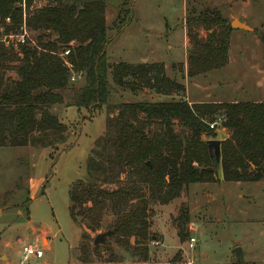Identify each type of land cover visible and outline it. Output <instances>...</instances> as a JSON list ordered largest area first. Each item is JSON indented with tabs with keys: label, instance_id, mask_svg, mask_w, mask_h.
Wrapping results in <instances>:
<instances>
[{
	"label": "trees",
	"instance_id": "1",
	"mask_svg": "<svg viewBox=\"0 0 264 264\" xmlns=\"http://www.w3.org/2000/svg\"><path fill=\"white\" fill-rule=\"evenodd\" d=\"M106 1L0 0V147L64 143L66 125L50 109L62 103L71 76L79 74L83 84L71 106L87 113L105 107L106 119L104 136L87 161V179L68 191L70 219L77 227L97 233L104 212H110L115 217L107 229L112 231L111 237L125 248L141 251L143 264H160L147 261V249L142 245L149 239V200L142 193L143 187L148 189L149 198L167 204L190 184L219 182V172L223 182L264 178V100L189 104L184 85L166 74L163 63H107ZM125 3L123 0L118 18L128 14L127 25L133 17ZM185 24L190 42L186 70L180 65L174 73L192 79L223 68L233 29L220 12L204 9L188 16ZM23 27L27 33H38L36 42L29 36L22 44L7 39ZM122 27L119 25L117 32ZM194 27L213 31L201 39ZM257 32L264 69V30ZM66 49L69 54L62 57ZM8 68L15 70L16 79L7 77ZM109 72L113 84L120 88L178 99L110 105ZM217 118L229 137L220 142L215 168L206 141L215 139L209 124ZM176 123L181 134L174 130ZM122 176H128L126 183ZM188 219L187 212L180 217V232ZM78 264L93 263L82 257ZM162 264L187 263L175 256ZM232 264L253 263L236 259Z\"/></svg>",
	"mask_w": 264,
	"mask_h": 264
},
{
	"label": "rangeland",
	"instance_id": "2",
	"mask_svg": "<svg viewBox=\"0 0 264 264\" xmlns=\"http://www.w3.org/2000/svg\"><path fill=\"white\" fill-rule=\"evenodd\" d=\"M122 2L106 1L110 39L107 63L158 60L167 67L170 77L180 65L185 72L190 49L185 19L204 9H215L230 25L237 19L251 30L242 31L239 37L231 32L229 64L223 68L192 79L175 72L174 79L187 87L188 94L186 91L184 96L190 100L209 99L208 86L222 79L234 84L217 88L223 99L249 100L264 93L262 46L257 32L264 30V0H126L124 6L132 9L133 17L127 25L128 14L118 18ZM119 25L123 27L117 32ZM194 30L201 39L213 31L203 27ZM37 35L34 31L27 33L34 42ZM6 75L10 80L17 78L13 68H8ZM107 79L110 105L178 99L148 90L120 88L113 84L110 72ZM245 80L259 81L262 88H258L256 96L251 95ZM82 84L83 77H76L63 93L62 103L50 109L66 125L64 143L0 147V264H19L21 248L27 244L42 249L43 256L31 257L25 264H78L82 257L93 264H143L141 251L121 246L112 234L103 244H93L95 235L108 231L114 222L110 212H104L97 233L77 227L70 219L68 191L73 184L87 179V161L104 136L106 119L105 107L87 113L71 106ZM174 130L182 133L177 123ZM122 181L126 183L128 176H122ZM142 193L149 200V239L142 243L148 262L167 263L177 256L187 264H232L236 260L232 251L238 247L242 260L264 264V178L256 182L193 183L167 204L149 198L146 187ZM185 212L189 219L180 232L179 220ZM85 233L89 238L83 237ZM191 237L195 242L189 248ZM253 256L255 260L250 261Z\"/></svg>",
	"mask_w": 264,
	"mask_h": 264
},
{
	"label": "crops",
	"instance_id": "3",
	"mask_svg": "<svg viewBox=\"0 0 264 264\" xmlns=\"http://www.w3.org/2000/svg\"><path fill=\"white\" fill-rule=\"evenodd\" d=\"M240 21V20H239ZM241 22H243V23H245L244 21H241ZM246 24V23H245ZM242 31H246V30H242V29H233V35L235 34L236 35V37H239V36H241V34H242ZM232 35H230V37H231ZM154 59V58H153ZM229 59H230V56H228L227 55V63L229 64ZM143 62H147V63H151L150 61H143ZM152 62H160V61H158V60H153ZM162 63V62H161ZM164 67H165V70H166V66L164 65ZM167 74V73H166ZM175 75H176V73H173V76H169L170 78H175ZM247 85H249V91H250V93H251V95L254 97V96H256L257 94H256V92H257V90H258V88H262L261 86H260V83H259V81L258 82H254V81H244ZM180 83V82H179ZM181 84H183L182 82H181ZM239 84V83H238ZM184 85V84H183ZM234 86V84L232 83V82H230V80H228V79H222L221 81H213V83H211L209 86H208V98L209 99H206V100H201V99H194V100H190L188 97H186L185 96V99L189 102V104H192V103H199V102H233V101H239V100H226V99H223V97L222 96H220L221 95V91H218V89L217 88H221L222 86L223 87H229V86ZM242 85V84H241ZM240 85V86H241ZM184 88H185V93H186V91H187V87L184 85ZM203 90H205V89H203ZM244 92V91H243ZM186 94H188V91H187V93ZM206 95V96H207ZM262 100H264V93H262L260 96H259V98H251V99H249V100H242V101H262ZM220 127V128H219ZM215 132H216V134H215V139L216 140H219L220 142L222 141V140H224V139H226L227 137H229V131L227 130V129H225L224 127H222V126H218L216 129H215ZM220 174V176L218 175V177H219V179L221 180V172H219ZM237 183H239V182H237ZM190 213H191V211H190ZM254 252V251H253ZM256 256H253L252 258H250L249 260L250 261H254Z\"/></svg>",
	"mask_w": 264,
	"mask_h": 264
},
{
	"label": "built area",
	"instance_id": "4",
	"mask_svg": "<svg viewBox=\"0 0 264 264\" xmlns=\"http://www.w3.org/2000/svg\"><path fill=\"white\" fill-rule=\"evenodd\" d=\"M5 21L9 22V18H6ZM26 37H27V32H26L25 28L23 27L19 34H17V35H11L10 34L7 36V39H9V41H12L13 38H15L16 43L22 44V43H24ZM5 39H3V41H6ZM5 43L7 44L8 42L6 41ZM68 54H69V49H66L63 51L61 56L65 57ZM65 64H66V66L71 67L66 61H65ZM76 77H80L79 74H77V75L73 74L70 78V81L71 82L75 81ZM221 123H222V120L220 118H217L215 121H213L212 123L209 124V128L215 130L218 126H221ZM194 242H195V239L193 237H191L189 239V242H188L189 248H192ZM42 256H43L42 249H40L36 245H31V244L24 245L21 248L19 264H25L31 257L41 258Z\"/></svg>",
	"mask_w": 264,
	"mask_h": 264
},
{
	"label": "water",
	"instance_id": "5",
	"mask_svg": "<svg viewBox=\"0 0 264 264\" xmlns=\"http://www.w3.org/2000/svg\"><path fill=\"white\" fill-rule=\"evenodd\" d=\"M231 28L232 29H242V30H251V28L246 25L245 23L235 19L231 22ZM206 145L208 148V153L210 156V159L212 160L214 167L218 168L219 165V159H220V141L216 139H211L206 141ZM112 234V231H106L103 233H98L95 235L93 238V244L98 245V244H103L108 236ZM232 254L235 256L237 260L242 259V251L240 248H235L232 251Z\"/></svg>",
	"mask_w": 264,
	"mask_h": 264
}]
</instances>
